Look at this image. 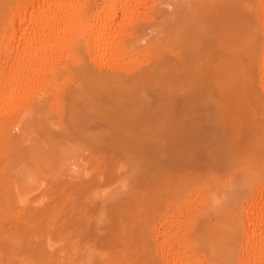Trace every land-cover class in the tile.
<instances>
[{
	"label": "bare ground",
	"instance_id": "obj_1",
	"mask_svg": "<svg viewBox=\"0 0 264 264\" xmlns=\"http://www.w3.org/2000/svg\"><path fill=\"white\" fill-rule=\"evenodd\" d=\"M222 52L233 58L224 62ZM149 88L166 114L179 104L192 127L205 126L210 145L234 124L230 108L243 103L250 118H234L251 125V148L244 144L239 154L230 145L208 168L210 179L165 184L143 207L120 202L130 230L119 234L123 249L110 264H264V0H0V250L3 242L21 249L37 239L59 264H92L103 255L94 243L110 234L93 223L119 200L121 191L106 187L118 178L102 156L89 167L69 141L90 140L86 134L100 128L103 93L144 119L156 107L144 94ZM24 145L39 169L58 154L66 200L47 198L43 183L17 165ZM85 188L101 197L95 220L90 207L77 208ZM61 203L69 211L59 222ZM66 223L87 239L73 251L52 243L56 235L67 239Z\"/></svg>",
	"mask_w": 264,
	"mask_h": 264
},
{
	"label": "rangeland",
	"instance_id": "obj_2",
	"mask_svg": "<svg viewBox=\"0 0 264 264\" xmlns=\"http://www.w3.org/2000/svg\"><path fill=\"white\" fill-rule=\"evenodd\" d=\"M189 56L190 55L187 54L188 58ZM220 56H222L220 57V59H224V62H229V60L233 58V55L228 52H222ZM219 68L224 71V67L219 66ZM223 74L225 73L221 72V75ZM223 76L225 77L226 75ZM230 76L231 75L225 78H222L220 76L221 83L228 84V86L230 83L232 84L234 81L232 82L233 79ZM216 79L217 77L214 76L209 78L211 82H215ZM206 82L208 83V81ZM239 92L240 91H238V93ZM144 94L148 95L149 99L152 101V105L156 106L149 111V114L144 119H140L139 117L135 118L127 111L125 112L124 109H121V107H117L120 105L109 93L101 94V96L98 97V104H100V108L102 107V109H100L101 111H99L100 113L98 112V116L96 117L98 121L97 123L98 125H100V128H94L92 132L86 134V137L90 138V140H87L85 142L82 140L69 141V144L73 147L72 153L75 156L81 155L82 159L87 161V165L89 167L96 166L95 158L99 156L104 157L110 171L112 172V175H114L113 179L114 177L118 178V180H116L113 184L106 187H109V189L111 188L114 191H121L118 196L119 200L116 199L117 201L115 202L114 199H112L111 201H113L114 203L109 200L111 202V204H109L110 206L108 205L109 202L106 204L108 206L106 207V210L108 208V211H105L107 214L105 215L103 220H101L99 223H93V225H96L97 227L99 226V228L101 227V230L97 227H94L95 230L97 229L98 233L101 234V231L104 233L103 235L109 233L110 235H108L110 237L105 235L103 237L105 238L107 236L105 240L100 241L101 239H103L101 237L102 234L99 235L97 233L100 236L98 237V239H100L99 241H95L93 252H96V256L97 252H99L98 254L103 255H98V258L99 256H101L99 260L98 258L96 260L95 257L92 258V264H94L95 262V264H102L103 262L104 264H110L116 257L120 255L119 250L121 248V240L119 238L122 237H120L119 234L123 236L127 230H130V226L128 224L129 217L121 215L119 216L121 211L120 207L118 206H120L122 202L124 204L128 202H140L141 207H143L145 205L144 202L148 198H151L160 191L164 190L165 184H175L180 179H188L191 181L208 179L210 175V173H208V168L212 166L213 161L222 159L225 153H227L226 148L229 149L230 145L233 146V149L236 146V149L242 148L244 150L247 149L245 148L246 145L247 147L251 148V143L250 145L248 143L251 141L246 140L249 136L252 135L251 125H248L246 121H244V123H246L245 125L242 122L243 118L245 119L246 116L248 118L250 117L246 112H244L243 109H246V107H244L245 105L243 103V106L238 104V107H242V110L240 107V109H237V106L235 107V110L237 109L238 111L233 110L234 108L232 109V107L234 106L230 108V112H233L231 114L235 118L237 117L235 115L236 112H239L241 114L240 115L239 113H236L240 115L241 118L243 116L241 120V126L239 124L237 125L235 118L232 117V119H234L235 121L232 120L234 124H231L235 126L232 127L233 125H224L226 127L222 128V133L225 129L226 131L220 135V139L223 138V145L218 146L220 145V139L215 140V142L210 145L209 140H206L204 138L206 127H192L190 125L191 119L193 118L192 114L186 110H183L179 104L176 107H172L170 112L166 114L167 110L165 109V106H162L160 104L159 99L156 100L154 89H146L144 90ZM239 94L238 96H240ZM238 96L236 95V97ZM239 117H237V119ZM241 118H239V121ZM242 125H244L245 127H243ZM231 127L232 130H229L228 128ZM237 129L240 130V138L238 137L237 133H239V130ZM227 131H229V133L231 132V134H229ZM235 134L236 138L238 137V139L235 138L237 145H234V140L232 142V139H229V137L231 138V136L235 137ZM246 134L248 135V137ZM222 135L223 137H221ZM229 141H231V144ZM246 141L248 144L246 143ZM89 142H91L90 145L94 149L90 145H88ZM244 144L246 145L244 146ZM31 147L32 146L29 145L23 146L24 157H18L16 159L17 165L19 163L24 164L21 167H27L29 173L33 175L34 178H36V183H43L42 189L45 191L47 198L52 200L55 197V200L53 202H62L66 200V194L71 191L70 189L60 190L61 185L67 184L62 182V179L66 177V174H64L65 166H63V164L59 160L58 154L57 157H55V160L52 157L50 165H44L39 169V167L33 163L34 151H31ZM222 148L224 150L223 153H221L223 151ZM163 149L165 150V152H163ZM237 150L239 154L240 151H243L241 149ZM159 151H161V154L158 153ZM28 161L30 162V164L27 165V163H29ZM118 167H120L119 171L114 173V170ZM128 177H132L131 180L133 181L127 179ZM136 178H139L140 183H135ZM128 180L130 183L128 182ZM161 185L162 189L157 190V188H159ZM86 189L87 188L83 190V194H81V196L80 194L78 195L77 203L80 206L77 205V208H83L84 206H86L87 208L90 207L91 210H88L86 207L84 208L89 211V214L91 215L93 220H95V217L100 209H98L96 212V204L94 205V203H97V201H99L101 197L99 196L98 192H93V194H90V196H88L89 194ZM90 190L91 189L89 188V193ZM63 204L64 203H61L60 206L61 219L59 220V222L63 221L64 218L66 219L67 211H69V209L64 207ZM110 227H113L112 230H109L111 229ZM64 228L65 232L69 234L67 239L59 240L60 236L57 235L52 237L54 238L52 243L57 249L65 247L68 251H73V247L75 245H80V247H82L83 243L87 241V239L83 237V232L78 235L76 234L80 228L76 231L72 229L71 226L68 227V223L64 225ZM91 229L92 231H94H91V233H93L95 237L94 233L96 232L95 230H93V226H91ZM122 229H125L126 231L123 232L124 230ZM90 238L92 237L90 236ZM1 245L3 247V250H0V264H22L20 263L19 258L23 255L24 257L25 255L27 256L28 264H59L60 260H62L59 259L58 255H51V252L42 249V246L39 244L37 239L23 245L21 249H17L18 246L7 244L6 242H3V244Z\"/></svg>",
	"mask_w": 264,
	"mask_h": 264
}]
</instances>
